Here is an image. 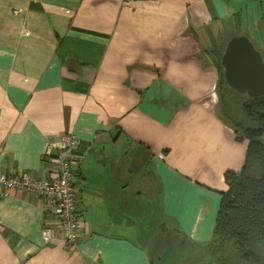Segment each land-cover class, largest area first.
<instances>
[{"label":"crops","instance_id":"0c3cea01","mask_svg":"<svg viewBox=\"0 0 264 264\" xmlns=\"http://www.w3.org/2000/svg\"><path fill=\"white\" fill-rule=\"evenodd\" d=\"M238 1L0 0V174L52 178L53 147L72 134L80 216L67 247L45 198L4 190L0 264H162L157 228L209 240L225 189L209 186L224 157L210 163L203 121L210 111L224 125L209 51L242 34ZM190 120L203 129L196 144L181 136Z\"/></svg>","mask_w":264,"mask_h":264},{"label":"trees","instance_id":"16d2710c","mask_svg":"<svg viewBox=\"0 0 264 264\" xmlns=\"http://www.w3.org/2000/svg\"><path fill=\"white\" fill-rule=\"evenodd\" d=\"M222 50L220 45L209 51L214 56L218 74L216 113L237 133L241 132L247 143L241 168H227L222 173L225 189L219 192L221 199L210 238L201 244L208 258L194 264H240L239 261L241 264H264V95L251 98L226 86L220 66ZM262 53L264 60V49ZM75 216L79 220L77 207ZM193 243L200 245L196 241ZM171 255V251L165 253V260L162 258L159 262L166 264L172 259V264L176 260L179 264H189L182 260V255L174 259Z\"/></svg>","mask_w":264,"mask_h":264},{"label":"rangeland","instance_id":"374dc122","mask_svg":"<svg viewBox=\"0 0 264 264\" xmlns=\"http://www.w3.org/2000/svg\"><path fill=\"white\" fill-rule=\"evenodd\" d=\"M237 23L239 25L238 33H242L246 35L253 46L262 53V49H264V0H239L237 2ZM245 21H249L248 24H245ZM245 30V28H247ZM222 42L217 35L214 36V42L213 45H216L218 43ZM219 46V45H217ZM263 54V53H262ZM163 90V88H161ZM212 91V90H211ZM163 104L166 105L163 101L159 100L157 102V106H160L158 110H163L162 106ZM201 108L200 105L194 104L192 108L195 110L196 108ZM206 115L205 118H203V121L205 123V119H209V126H211L213 130V138L210 142V150L215 151V156L210 157V163L217 157L220 158L217 163L215 164V169L213 170V177L210 180L209 186L213 189H218L220 186L224 184L223 182V176L222 173L226 167H231L233 170H239L243 161H244V155H245V149H246V139L242 133H237L238 131H235V128L227 121L224 120V125H220L218 121H214L212 117H209V114H214L210 111H207L204 113ZM219 121H221L222 116H217ZM221 128L227 129L230 128V133L227 132L226 138L225 135L221 133ZM243 129V128H242ZM203 133L202 127L197 123L196 120L188 121L187 128L182 132V139L183 134H187L184 139L187 143L196 144L201 141V136ZM262 139L264 140V134L262 136ZM185 144V141H184ZM186 146V144H185ZM186 146V151H187ZM174 152V150H172ZM225 153V155H224ZM194 155V153H193ZM181 160V156L179 160L174 161L172 165H175V167H183L184 160ZM186 166L193 170L195 169V157L190 158ZM201 167H206V164H201ZM203 170V169H202ZM134 180V178H133ZM132 182H130V188L134 189V186L131 185ZM158 186L159 182H157V192H158ZM76 189V188H75ZM159 220H157L158 222ZM211 226V225H210ZM210 226L207 228L204 227L203 234L210 231ZM183 232L179 229L168 231L166 228H157V260H160L158 256L161 258H164L165 253L172 252L171 258L176 257L177 255L183 256V261L194 264L196 262L207 260V254L203 251V247L201 246L202 241L198 242L200 245H197L193 243L195 240L191 238H185L183 237ZM161 234V235H160ZM150 236V235H148ZM135 239V238H134ZM136 241V240H135ZM174 259V258H173ZM172 260V259H171ZM170 261H167V263H170ZM211 260V259H210ZM241 264V261H239ZM174 264H179L180 261L176 260L173 262Z\"/></svg>","mask_w":264,"mask_h":264},{"label":"built area","instance_id":"2783aa9c","mask_svg":"<svg viewBox=\"0 0 264 264\" xmlns=\"http://www.w3.org/2000/svg\"><path fill=\"white\" fill-rule=\"evenodd\" d=\"M61 143L53 149L52 163L55 174L50 179L36 177L28 172L13 175L0 174V195L4 190H26L45 198L51 211L58 218L61 238L65 246H74L75 232L79 228V220L75 216L76 189L72 183L70 163L73 157L70 150L74 148L76 140L72 134H64ZM47 147H52L48 144ZM43 242L52 238V230L48 227L41 231Z\"/></svg>","mask_w":264,"mask_h":264},{"label":"water","instance_id":"95a60500","mask_svg":"<svg viewBox=\"0 0 264 264\" xmlns=\"http://www.w3.org/2000/svg\"><path fill=\"white\" fill-rule=\"evenodd\" d=\"M220 66L228 88L251 98L264 95V60L246 35H232L227 39Z\"/></svg>","mask_w":264,"mask_h":264}]
</instances>
